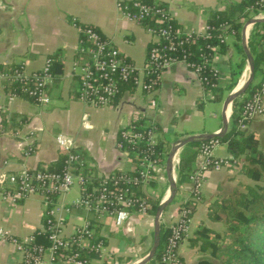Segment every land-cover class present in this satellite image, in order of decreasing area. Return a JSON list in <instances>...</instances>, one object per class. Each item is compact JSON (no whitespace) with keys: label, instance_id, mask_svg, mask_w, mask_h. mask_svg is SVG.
I'll list each match as a JSON object with an SVG mask.
<instances>
[{"label":"crops","instance_id":"obj_1","mask_svg":"<svg viewBox=\"0 0 264 264\" xmlns=\"http://www.w3.org/2000/svg\"><path fill=\"white\" fill-rule=\"evenodd\" d=\"M117 1L129 0H0V66L20 65L25 74H31L42 69L49 55H56L61 66L56 80L47 87L49 102L46 105H35L18 97L9 99L3 82H0V122L3 121L0 125L6 131L0 136V173L18 174L44 169L62 151L56 143L59 135L68 140L70 149L77 150L83 157L90 172L106 176L113 171L131 169L130 159L115 148V140L117 132L134 121L152 126L155 141L167 142L170 146L187 136L219 131L223 98L216 102L218 107H210L213 99L206 97L195 74L181 62L160 75L158 86L151 93L125 90L113 103L104 107L86 106L74 99L78 78L73 64L82 58L77 51L79 26L94 28L134 68L141 69L143 65L145 51L152 38L139 24L122 17L116 9ZM154 1L163 4L180 31L201 34L211 12L241 0ZM250 27L244 29L245 37ZM225 43L227 53L216 54L212 62L219 69L223 81L228 63L239 60L230 36ZM261 106L263 114L251 117L246 130L256 136L258 148L264 156V97ZM229 113L230 109L227 115L225 111L227 122ZM208 116L209 123H205ZM224 152L217 155L214 148L212 155L224 159L228 157L225 148ZM198 162L196 159V166ZM235 177L239 183L249 185L240 172L232 169L206 172L200 199L190 217L188 233L176 249L181 264L211 260L207 252L190 247L188 239L193 238L200 225L217 234L224 231L222 224L207 219L206 208L215 196H228L237 191L239 183L236 185ZM188 190V184L180 186L178 200L169 210L166 209L171 203L164 208L159 225L169 227L173 223L175 209L187 197ZM144 192L146 195L155 194L150 189ZM78 196L79 191L74 185L63 200L70 205ZM166 197L167 192L162 201ZM43 213L44 207L37 195L16 202L0 196V230L9 237L23 240L38 232ZM62 219L66 236L84 221H89L95 236L102 239L101 254L91 257L89 264H134L148 253L152 244L153 218L149 216L132 213L124 225L115 227L110 217L98 218L72 208L62 214ZM20 262L21 254L11 244L0 240V264Z\"/></svg>","mask_w":264,"mask_h":264},{"label":"trees","instance_id":"obj_2","mask_svg":"<svg viewBox=\"0 0 264 264\" xmlns=\"http://www.w3.org/2000/svg\"><path fill=\"white\" fill-rule=\"evenodd\" d=\"M133 1L151 6L154 0H129L121 2L132 12L134 10L131 7ZM256 2L257 0H241L238 3L227 4L225 8L211 12L206 21L207 30L205 35L202 36L186 38L182 34H176L175 32L180 30L173 20L170 19L168 22L159 21L156 14H149L138 24L143 29L150 28L152 30L168 26L170 40L175 44L173 50L168 51V54L177 60L183 59L189 65L188 69L190 70L194 67H199L198 78L201 80L200 86L202 90L211 94L212 101L220 102L223 95L228 94L235 87L245 66V56L240 46V32L243 24L258 10ZM156 6L164 7L158 1H156ZM83 27L85 26H79V29ZM225 36L232 38V46L234 52L239 55V60L232 64L228 63V72L223 81V78L219 74H215L211 70L209 63L216 54L225 55L227 53L228 46L225 43ZM80 39L79 34V41ZM166 43V41H160L158 45L162 46ZM177 43L179 44L177 45ZM85 45L84 41H82L81 46L85 47ZM150 46H152L151 43L146 48L144 62ZM246 47L253 62V80L243 94L232 101L226 132L222 137L214 138V140H217L218 144L225 146V151L231 158L227 162L226 168L239 171L253 184L242 185V190L235 191L228 196H215L208 204L206 217L211 222L222 224L224 231L221 234L213 233L200 225L194 232L193 238L188 239L190 247H196L199 252H207L210 258L217 260V264H264V157L258 149L256 136L248 132L245 128L249 120H242L241 117L243 105L259 88L260 81L264 78V23L253 24L251 26L246 39ZM121 59L124 63L131 64L122 55ZM46 60L48 61V73L51 76L52 83L56 80V74L60 71L61 66L56 60V55H49ZM1 72L9 74L22 72V67L20 65L0 66ZM37 73L38 71L32 72L31 74ZM255 75H258L260 78L254 82ZM77 82V88L73 96L75 100L79 88V80ZM2 86L8 94L23 98L37 105L32 98L28 97L26 91L24 92L25 89L31 90L34 87L31 77L17 82H3ZM117 86L118 93L113 98V101L121 92L135 90L131 80L126 83L119 82ZM8 122L9 124L11 123V121ZM0 123H3V121ZM131 124L138 130L152 128L154 131L152 126H146L142 124V121H134ZM116 138H118V133ZM207 142L208 140L188 143L179 151L178 163L174 169L175 194L178 193L180 186L184 184L190 185L189 177L196 167L195 163L198 149ZM169 147L170 144L167 142L156 141L150 147H147L143 142L133 146L124 145L123 149L126 150L132 165L131 169L128 171H113L107 178H104V176H96L90 172L83 162V157L77 153V150L72 148L67 152L61 151L54 161L45 165L44 171L61 175L69 165L72 173L80 172L84 176L86 181L85 190L87 192H91V189L96 187L100 181H103L104 187L111 191L126 188L130 198L144 200L147 216L154 217L157 206L163 196L164 187L159 186L157 179L153 175H150V178L146 182H141L138 175L140 162L143 158L147 157L149 160L164 164ZM69 155L75 156L76 159L69 160ZM26 172L31 173L32 170H26ZM120 175L129 179H135L136 181L134 183L118 181L116 185H112V180H109L108 177L118 178ZM145 189H150L156 193L154 195H146L144 192ZM197 197L196 200L192 199V194L188 192L187 206L190 210V217L194 212L196 202L200 199L199 195ZM179 206L177 205L175 214L178 212ZM135 209L136 206L127 208L129 213H133ZM46 219L47 217L44 212L41 220L42 226L45 225ZM210 234L212 236L211 238H209ZM169 236V227H164L160 224L157 248L152 258L146 264H160V257ZM93 238L91 241L92 244L97 241H102L94 233ZM47 245L45 234L39 232L33 234L31 246L45 248ZM71 250L78 251L80 257L87 261L95 256L93 252L87 249L77 250L73 246ZM68 252L70 251H65V253ZM178 261L181 264L180 258H178ZM196 264L213 263L211 260L204 259L199 260Z\"/></svg>","mask_w":264,"mask_h":264},{"label":"built area","instance_id":"obj_3","mask_svg":"<svg viewBox=\"0 0 264 264\" xmlns=\"http://www.w3.org/2000/svg\"><path fill=\"white\" fill-rule=\"evenodd\" d=\"M132 12L123 5L121 1L116 2V9L124 19L130 22L139 23L149 14H156L159 21L168 22L171 17L165 7H157L156 1L148 6L136 1L131 3ZM256 13L250 19L264 18V0H257ZM222 29V28H221ZM169 27L152 30L150 28L144 31L152 38L146 60L141 69L134 68L131 64L122 61L121 55L115 49L111 42L103 38L91 27H78L80 34L78 53L82 55L81 61L73 64L77 71L79 88L76 101L90 107H104L110 105L113 98L118 93L119 82L126 83L131 80L135 90L141 93L153 92L159 82L160 75L170 66L176 63H184L187 68L189 65L184 60H177L170 56L168 51H172L175 44L170 40ZM207 27L201 34L185 33L176 31V34H182L186 38L191 36L205 35ZM84 41L85 47L81 46ZM160 41H166L165 45L159 46ZM179 43H177L178 45ZM213 59L209 65L215 74H219V69L213 65ZM200 68L194 67L191 71L195 74L197 81ZM31 77L34 87L31 90L25 89L28 97L32 98L37 105H46L49 98L46 93V87L51 83V76L48 73V61L37 74H25L14 72L12 74L1 72L0 82H17ZM206 97L212 98L209 92H204ZM264 96V78L260 81L259 88L251 95L249 100L242 107V120H250L254 115H262L263 109L260 107V99ZM15 97L8 94V98ZM230 114V113H229ZM118 138L115 140V148L124 152V145L133 146L143 142L147 147L155 144L154 131L152 128L138 130L131 123L121 128L118 132ZM5 129L0 125V136L5 135ZM56 143L63 152H67L69 147L68 140L59 135L56 137ZM218 145L217 140L210 139L198 149V165L189 177L191 190L194 200L200 192V186L204 180L205 173L208 170H217L227 166L231 159L229 156L220 159L212 155L214 148ZM69 160H75L73 155L68 156ZM178 163V152L171 160V171L174 177V167ZM122 174V173H121ZM139 179L146 182L150 175L157 178L164 177V164L149 160L147 157L140 162ZM108 175L104 176L107 178ZM112 180V185L118 181L123 183H134L135 179H129L120 175L118 178L108 177ZM114 178V179H113ZM158 178V179H159ZM76 186L79 196L70 204L65 203L64 196ZM86 181L84 176L78 173H72L68 165L61 175H56L44 171V169L26 171L18 174L0 173V196L11 202L21 201L29 196L37 195L41 198L44 212L47 217L45 225L41 226L39 233L46 235L48 245L45 248L31 246L33 234L23 240H18L7 236L0 230V240L11 244L17 252L21 254L20 264H89L86 259H82L78 251H72L74 246L77 250L87 249L99 256L102 252V241L91 243L93 238V227L89 221H84L76 227L68 236L63 231L62 214H66L70 209H81L89 214L102 218L103 216L112 218L115 227H121L129 218L130 214L127 208L136 206L133 214L147 216L145 202L143 199H132L128 196L127 189L108 190L104 187V182L100 181L91 192L86 190ZM162 201V200H161ZM160 201V202H161ZM175 221L169 226L170 236L166 242L163 253L160 257V264H180L176 255L178 244L186 237L190 223V210L187 201L183 200L179 204ZM70 251L65 253V251Z\"/></svg>","mask_w":264,"mask_h":264},{"label":"water","instance_id":"obj_4","mask_svg":"<svg viewBox=\"0 0 264 264\" xmlns=\"http://www.w3.org/2000/svg\"><path fill=\"white\" fill-rule=\"evenodd\" d=\"M258 23H264V18L261 19H249L247 20L241 29L240 32V46L242 49V52L245 56V64L247 66L248 70V75L246 80L241 83L239 87L233 88L225 97L222 103V112H221V128L219 131L215 134H197V135H191L184 137L182 139H179L175 141L169 148L167 157L164 162V174L166 178V183H167V197L159 203L157 206L155 215L153 217V231H152V244L151 247L148 251V253L138 262L134 264H146L153 256L157 245H158V236H159V218L163 212V209L167 207L173 200L175 192H176V186H175V180L172 176V171H171V160L173 155L178 152L179 149H181L184 145L192 142H202V141H207L210 139L214 138H220L223 136V134L226 132L227 129V118L225 115V111L227 107L230 109V105L234 99L239 97L240 95L243 94V92L246 90V88L249 86V84L253 80V62L252 58L248 52V49L246 47V37L244 35V29L247 26H252L253 24H258Z\"/></svg>","mask_w":264,"mask_h":264},{"label":"rangeland","instance_id":"obj_5","mask_svg":"<svg viewBox=\"0 0 264 264\" xmlns=\"http://www.w3.org/2000/svg\"><path fill=\"white\" fill-rule=\"evenodd\" d=\"M251 28V27H250ZM248 36V35H247ZM228 36H225L224 37V39L226 40V38H227ZM246 39H247V37H246ZM228 43V42H227ZM229 44V43H228ZM229 47H230V45H229ZM247 75H248V70H247V66H246V64H245V66H244V68H243V70H242V72H241V75H240V77H239V79H238V81H237V83H236V85H235V87L237 86H239V83H240V81L242 80V78H243V82L246 80V78H247ZM258 75H255V77H254V82L255 81H257V79H258ZM234 87V88H235ZM264 97V96H263ZM263 97H261V99L263 98ZM225 99V94L223 95V100ZM261 99H260V107H262L261 106ZM223 100H222V102H223ZM222 102H221V104H220V107H221V105H222ZM218 103H216V102H214V101H212V103L210 104V107H218ZM217 114V117H219L220 116V112H218V113H216ZM209 120H210V117L208 116L207 117V119H205L204 120V122L205 123H209ZM247 127V126H246ZM245 127V128H246ZM225 148V146L223 145V144H219V145H217L216 147H215V154H217V155H220V154H223V153H225L224 152V148ZM259 149V148H258ZM264 157V156H263ZM196 159H198V158H196ZM196 166V165H195ZM175 168V167H174ZM224 168H226V167H224ZM218 170V169H217ZM234 171H236V172H239V171H237V170H234ZM174 172V171H173ZM206 174V173H205ZM174 177H175V174H174ZM159 177L157 176V181H158V183H159V186L160 187H164V192H163V195L167 192V183H166V181H165V178L162 176H160V178L158 179ZM204 179H205V177H204ZM238 178L237 177H235V183H236V185L239 183L238 182ZM246 180L248 181V183H249V185H252L253 183L250 181V180H248L247 178H246ZM203 182H204V180H203ZM203 182H202V184H203ZM202 184H201V186H202ZM242 185H248V184H241V183H239L238 185H237V187H238V189H237V191L239 190H242ZM165 186H166V188H165ZM201 186H200V189H201ZM190 190H191V186L189 185V190H188V192H190ZM156 193V192H155ZM218 196V195H217ZM162 198H163V196H162ZM162 198H161V200H162ZM174 200H173V202L170 204V206L166 209V210H169L170 208H171V206L178 200V194H176V197L175 198H173ZM160 200V201H161ZM185 201H187L188 199H187V197L184 199ZM183 201V200H182ZM181 201V202H182ZM180 202V203H181ZM197 203V202H196ZM166 208V207H165ZM153 218V217H152ZM175 219H176V214L174 215V221H175ZM173 221V222H174ZM159 222H161V216H160V218H159ZM214 233V232H213ZM212 236H211V234L209 235V238H211ZM177 249V248H176ZM177 255V254H176ZM178 257V256H177ZM211 262L213 263V264H217L218 262H217V260H214V259H212L211 258ZM216 262V263H215Z\"/></svg>","mask_w":264,"mask_h":264},{"label":"bare ground","instance_id":"obj_6","mask_svg":"<svg viewBox=\"0 0 264 264\" xmlns=\"http://www.w3.org/2000/svg\"><path fill=\"white\" fill-rule=\"evenodd\" d=\"M244 78V77H243ZM243 78H242V80L240 81V83H239V86L241 85V83H243ZM238 86V87H239ZM228 111H229V108L227 107V109H226V115L228 114Z\"/></svg>","mask_w":264,"mask_h":264}]
</instances>
